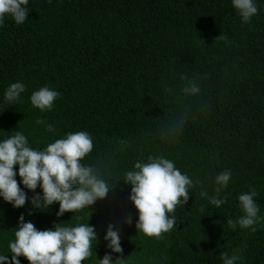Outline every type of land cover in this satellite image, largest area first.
<instances>
[{"label":"trees","instance_id":"obj_1","mask_svg":"<svg viewBox=\"0 0 264 264\" xmlns=\"http://www.w3.org/2000/svg\"><path fill=\"white\" fill-rule=\"evenodd\" d=\"M255 3L247 24L231 0H29L23 24L6 17L0 140L19 130L30 147L43 150L69 132L86 131L93 150L81 163L114 187L89 209L60 217L58 203L33 209L26 201L16 209L0 199V253L11 259L8 244L23 214L37 230L94 226L97 241L82 264H99L110 253L109 224L127 264H222V253L238 255L236 264H264V220L255 232L227 223L242 214L237 197L250 189L264 217V0ZM189 80L200 85L199 96L181 91ZM16 81L25 91L9 104L4 91ZM44 86L59 96L42 112L30 96ZM149 155L170 159L194 182L187 204L168 214L177 223L160 239L137 233L138 210L123 182ZM226 169L232 176L217 208L200 192L215 195V176ZM24 191L30 199L33 193Z\"/></svg>","mask_w":264,"mask_h":264},{"label":"clouds","instance_id":"obj_2","mask_svg":"<svg viewBox=\"0 0 264 264\" xmlns=\"http://www.w3.org/2000/svg\"><path fill=\"white\" fill-rule=\"evenodd\" d=\"M231 4L244 24L249 23L258 11L255 0H231ZM28 5L29 0H0V26L4 25L6 17H11L18 25L23 24L28 18ZM24 91L25 85L21 81L11 83L4 91V100L9 104L15 103ZM181 91L186 95L199 96L201 88L195 80H189ZM58 96L56 90L44 86L31 94L30 102L43 112L53 109ZM46 130L52 132L53 125L47 124ZM182 131L183 127L180 133ZM92 150V137L86 131L69 132L43 150L33 149L21 131H14L7 139L0 140V199L16 209L24 207L26 201L33 209L49 208L58 203V217L66 212L89 209L114 187L93 166L81 163ZM16 166L18 171H14ZM17 175L23 188L18 186ZM231 176V170L220 172L214 179L216 194L208 196L202 190L200 195L219 208L226 202L220 193L227 188ZM123 182L131 185L129 199L138 210L137 233L156 239L174 228L176 217L168 214L173 213L178 204H187L189 189L194 183L163 155H149L146 160H137L132 169L125 172ZM24 189L33 193L30 199ZM256 196L255 189L238 195L242 214L235 221L228 220L229 227L256 231L255 226L264 220L258 215L260 209L254 199ZM126 223L131 224V218ZM15 229V239L8 244L11 259L0 253V264H21L20 257L26 258L29 264H82L92 255V242L97 241L94 226L89 223L74 227L54 223L50 229L37 230L21 214ZM104 240L110 253L99 259V264H127V259L122 256L119 232L112 224L107 226ZM111 253L120 256L113 260ZM220 258L222 264H236L240 259L235 253H222Z\"/></svg>","mask_w":264,"mask_h":264}]
</instances>
